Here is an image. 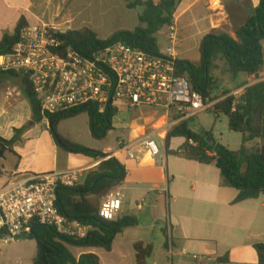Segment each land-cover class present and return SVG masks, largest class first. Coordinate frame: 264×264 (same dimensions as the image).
I'll return each instance as SVG.
<instances>
[{
	"label": "crops",
	"instance_id": "0c3cea01",
	"mask_svg": "<svg viewBox=\"0 0 264 264\" xmlns=\"http://www.w3.org/2000/svg\"><path fill=\"white\" fill-rule=\"evenodd\" d=\"M98 2L104 10V0H49L48 5L55 17L63 15L57 26L66 25L69 29L78 30L94 27V20L83 16H87ZM259 3L260 0H182L173 24L177 30L175 52L178 59L198 64L201 61L200 46L203 39L212 32L225 33L235 38L236 30L254 14ZM40 7V4H35V0H0V42L6 34L14 33L22 18L26 19L28 25L49 24L43 21L45 15ZM163 32H166L164 36ZM168 34L169 27H165L157 36L159 44H167L165 49L171 46ZM261 44L264 52V41ZM218 66L214 74L216 80H220V70L227 71L223 62H218ZM226 75L224 82L227 90L239 98L246 88L240 85H253L264 80V65L258 77L241 73L233 79L228 71ZM9 90L15 91L12 99L7 98ZM37 102L27 95L20 78L0 72V137L11 142L8 146H0V192L15 179L72 169H81L86 174L95 170L101 162L59 148L49 128L41 121ZM116 109L131 111L123 103H119ZM164 114L163 111L152 124L151 130L160 128L159 133L164 131L163 126L167 120ZM221 116L225 115H219L218 120ZM59 127V134L69 140L59 131ZM146 133V126H136L128 141H121L123 147ZM162 136L158 141L166 152L167 134L163 133ZM224 146L229 148L228 145ZM3 148L5 150L1 154ZM134 150L135 158H131L127 150H121V147L115 152L103 153L116 157L126 167L128 174L122 186L125 192L131 193L135 205L140 202V198L158 201L163 193L167 201H173L174 206L171 203L170 218L167 219V236L164 229L163 235L135 232L125 238V230L114 240L109 252L103 248L67 246L76 258L85 253H94L102 264H163V261L167 264L166 258L171 256L176 259V264H219L218 259L228 256L229 260L226 259L223 264H258L254 245L264 243V194L257 199L232 205L238 192L222 186L220 171L217 167V172L214 170L215 164L201 165L178 157L186 166L174 170L170 169L169 160L165 157L163 164L159 165L141 145H135ZM189 191L196 196H190ZM143 211L144 208L136 209L140 214ZM193 212L196 218L202 219L201 223L193 221ZM142 219L144 223L140 222L136 228L148 226L144 214ZM25 240L28 238L16 244ZM99 250L104 252L99 253Z\"/></svg>",
	"mask_w": 264,
	"mask_h": 264
},
{
	"label": "trees",
	"instance_id": "16d2710c",
	"mask_svg": "<svg viewBox=\"0 0 264 264\" xmlns=\"http://www.w3.org/2000/svg\"><path fill=\"white\" fill-rule=\"evenodd\" d=\"M128 10L141 9L139 21L141 26L133 31H118L110 38L100 39L91 28L85 27L59 34L63 50L73 48L83 55H90L93 50L106 45L124 42L152 53L160 52L158 34L165 27L174 24L175 13L182 0H123ZM22 18L13 34H6L0 42V57L10 54L19 40L21 30L27 26ZM264 0H260L254 14L235 32V38L225 34L212 32L202 41L200 46L201 61L198 64L190 61H178L177 71L189 79L192 88L201 93L205 99L211 100L216 89L217 80L214 72L219 69L218 62H223L227 71L236 79L241 73L258 77L264 65ZM0 72L18 77L27 95L36 102L29 79L25 75ZM244 94L236 98L229 91L227 97L215 105L216 122L219 115L229 120V130L242 135L239 150L233 151L220 144L216 152V144L207 140L213 130L205 131L206 135L197 132L190 125L195 117L173 126L165 139L166 154L175 155L186 161H194L201 165L215 164L220 171L222 186L238 192L232 205L246 200L257 199L264 194V80L253 85L243 83ZM38 103V102H37ZM87 112L92 136L101 140L113 129V119L118 111L107 108L100 113L96 107L88 111L72 115L51 118L49 131L55 142L64 152L80 154L101 161L95 170L86 173L84 181L74 187H59L57 190V208L59 212L72 220H78L92 229L85 239L79 240L61 235L49 226L37 222L32 224V232L28 239L34 240L37 254L33 264H102L94 253H85L76 258L67 246L82 248H103L111 251L114 240L125 230L140 224L136 216H123L114 221H105L99 217L101 201L112 190L123 185L127 178L126 167L116 158L100 151L88 149L78 143L63 138L58 132L61 121ZM184 139V144L177 152L170 150L173 139ZM11 142L0 137V146H8ZM167 236V229H165ZM258 256V264H264V243L254 245ZM228 256L217 260L223 264ZM229 260V259H228Z\"/></svg>",
	"mask_w": 264,
	"mask_h": 264
},
{
	"label": "built area",
	"instance_id": "2783aa9c",
	"mask_svg": "<svg viewBox=\"0 0 264 264\" xmlns=\"http://www.w3.org/2000/svg\"><path fill=\"white\" fill-rule=\"evenodd\" d=\"M60 28L48 24L25 26L10 54L0 57L5 73L25 75L39 103L41 121L49 128L51 118L72 115L96 107L100 113L123 103L131 111L152 108L164 111L162 133H149L123 147L135 158L139 144L157 164H163L158 140L180 122L196 117L209 107V100L195 91L189 79L178 74L175 52L177 30L169 27L171 46L159 53L117 42L83 55L73 48L63 50ZM14 90L7 92L12 99ZM123 147V148H122ZM86 177L81 169L15 179L0 192V250L27 239L37 222L74 239H85L91 227L62 215L57 208L59 187L74 188ZM121 185L101 201L99 217L114 221L125 202ZM142 203L136 205L141 210Z\"/></svg>",
	"mask_w": 264,
	"mask_h": 264
},
{
	"label": "rangeland",
	"instance_id": "374dc122",
	"mask_svg": "<svg viewBox=\"0 0 264 264\" xmlns=\"http://www.w3.org/2000/svg\"><path fill=\"white\" fill-rule=\"evenodd\" d=\"M86 1L91 2L92 0ZM48 3L49 0H35V4H40V10L45 15L43 21L45 23H49L48 25L55 24L54 26H57L58 23L61 22L63 15L60 14L58 17H55L56 15L49 9ZM104 3V10L101 9V6L98 2L94 9L88 12L87 16H85V14L83 16L84 18L87 17L90 20H94L95 24L92 29L95 33H97L100 39L108 38L118 31H133L135 28L141 26L139 21V15L142 11L141 9L132 11L128 10L126 8V3L123 0H104ZM57 27L63 32L73 30L66 27V25ZM165 34L166 32H163L162 36ZM166 47L167 44L164 42L160 43L161 50H165ZM226 74V70H220L218 72L220 80H217V88L214 89L211 94L212 101H209L210 107L205 112H202L195 117V123L197 126L203 127L206 131L213 130V136L217 143L228 145L231 150L237 151L240 149L242 144V135L229 131L227 117L221 116V118L216 122V117L214 115L215 105L224 100L229 92L226 88V82H224V80L227 78ZM161 114H163V111L152 108H142L139 111H127L125 109L119 110L113 119V129L109 131L108 135L104 139L101 140H97L92 136L87 112L80 113L75 117L61 121L59 124V131L68 137L69 140L71 139L75 143H78L88 149L100 152H115L120 150V142L122 140L125 139L128 141L129 136L132 134V131H134L136 126H146V130L149 133L151 131L152 124L161 116ZM137 132L140 131L137 130ZM183 142L184 141L181 138L173 140L170 150L177 152ZM158 143L161 148L163 158L165 157L166 160H169L170 169L173 168L174 170H181L186 166V163L180 161L175 155H169L166 157L167 154L165 152L164 146L161 142L158 141ZM166 163L167 161H165V165ZM214 170L217 172L216 166H214ZM170 186L171 184L169 187ZM189 193L190 196H196V194H192L191 191H189ZM124 194L126 195V203L122 206V209L118 214V218L133 215L139 219L141 224H143L145 221L142 219L144 214V217H147L148 219L146 222L149 223L148 226L143 228L132 227L127 229L125 238L129 234H133L135 232H141L142 234L148 235L152 233L154 235L157 233L163 235L164 229L167 228V219L169 220L170 218L171 203L174 206L173 201H167L164 193L159 198L157 196L158 201L151 199L143 200V198H140L139 203H142V208H144L143 214H140L139 212H136V205L132 200L133 196H131V193L124 191ZM193 203L196 204L195 201H193ZM192 219L198 223L202 222L200 217H195V212H193ZM98 252L102 253L104 251L99 250ZM35 257L36 242L30 239L19 244H13L4 247L0 250V264H33ZM154 259L156 258L154 257ZM154 262L155 260H153V263ZM166 263L176 264V259L172 258L171 256H167Z\"/></svg>",
	"mask_w": 264,
	"mask_h": 264
},
{
	"label": "water",
	"instance_id": "95a60500",
	"mask_svg": "<svg viewBox=\"0 0 264 264\" xmlns=\"http://www.w3.org/2000/svg\"><path fill=\"white\" fill-rule=\"evenodd\" d=\"M190 126L192 128H195V130L197 132H201L202 135H206V132L205 131H201V128L199 126H197L195 122H192ZM207 140H208V142L210 144H216V147H215V151L216 152L220 149V144L215 141L213 134H209L207 136ZM4 150H5V148H3V150L1 151V154L3 153Z\"/></svg>",
	"mask_w": 264,
	"mask_h": 264
}]
</instances>
